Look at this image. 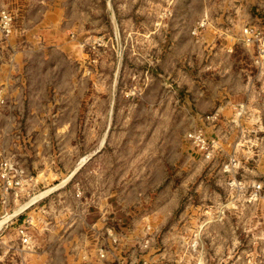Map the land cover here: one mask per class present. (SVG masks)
I'll use <instances>...</instances> for the list:
<instances>
[{
    "label": "rangeland",
    "instance_id": "1",
    "mask_svg": "<svg viewBox=\"0 0 264 264\" xmlns=\"http://www.w3.org/2000/svg\"><path fill=\"white\" fill-rule=\"evenodd\" d=\"M1 11L14 33L0 35V155L32 182L18 198L0 189V219L78 170L22 211L33 248L23 223L4 225L0 264H264V196L251 195L264 185V60L242 42L244 28L264 36V0H0ZM198 130L219 143L211 159L187 138Z\"/></svg>",
    "mask_w": 264,
    "mask_h": 264
},
{
    "label": "built area",
    "instance_id": "2",
    "mask_svg": "<svg viewBox=\"0 0 264 264\" xmlns=\"http://www.w3.org/2000/svg\"><path fill=\"white\" fill-rule=\"evenodd\" d=\"M14 33V26H13V17L8 11H1L0 12V35L1 38L4 40H8L13 36ZM242 39L243 44L247 49H256V56H255V63L258 67L263 66L264 60V36H260L259 32L253 28H244L242 30ZM96 41L93 43V47H95ZM99 45V44H98ZM5 95L2 90H0V106L5 105ZM239 113H243V106L239 105L238 107L234 108ZM218 111L206 117V120L212 123L218 120ZM188 140L191 144L203 155L205 159L213 158L215 152L219 149V143L217 140L210 139L205 136L204 132L201 130L193 131L188 133L187 135ZM237 160L236 158L232 157L228 160V162L223 165V170L226 173H231L234 169L237 168ZM32 182V177L28 174V172L23 168L21 165L18 164L15 160L10 158L2 157L0 155V189L2 190L3 195L8 196L9 194H13L14 198H18V193L22 192L25 187H29L30 183ZM232 189H238V186L241 185V182L237 181L235 178H231L230 182L228 183ZM252 189V197L256 198L263 194L264 196V185L262 184H253L251 186ZM28 191V190H27ZM29 194V193H28ZM82 192L79 190L76 191L75 197L81 198ZM4 200V199H2ZM6 200V197H5ZM4 202V201H3ZM33 222L30 218H26L22 225L17 228L18 238L23 248L30 250L33 248L32 239L28 232V226H32ZM146 235L142 240L143 243L141 244L140 249L142 251H146L149 242L151 240L150 237V226L147 225L146 227ZM104 234L106 235V239L109 240L111 244H118V237L114 234L113 230L109 227H104ZM97 245L95 246L97 259L103 260L106 259L107 251L104 249L105 246ZM97 247V248H96ZM80 259L83 262H88L90 259V255L86 251H83L79 254ZM139 264H151L147 260H142V263Z\"/></svg>",
    "mask_w": 264,
    "mask_h": 264
},
{
    "label": "crops",
    "instance_id": "3",
    "mask_svg": "<svg viewBox=\"0 0 264 264\" xmlns=\"http://www.w3.org/2000/svg\"><path fill=\"white\" fill-rule=\"evenodd\" d=\"M102 144H103V140L101 142V145ZM85 160H86V158H83L81 161L84 162ZM77 170H78V168H76L71 174H69V176L66 179H64L61 184H59V185H57V186H55L53 188L47 189V190H45V191H43V192L35 195L32 201L25 202L23 205H21L20 207H18L16 209V211L13 212L12 214H6L5 216H3L2 219H0V231L4 227V225L6 223H8V221H10L12 218H13L12 219V221H13L12 223H14V220H15V222H21V223H23L25 221V219H26V218L24 219L23 217H25V215L28 216L29 213L22 212V211H24L25 209H27L32 204L36 203L42 197L48 195L49 193L55 191L56 189H59L60 187H62L65 183L68 182V180L70 178H72L74 176V174L77 172ZM18 214H20V215H18ZM33 223H34V220H33ZM19 225H21V224H19Z\"/></svg>",
    "mask_w": 264,
    "mask_h": 264
},
{
    "label": "bare ground",
    "instance_id": "4",
    "mask_svg": "<svg viewBox=\"0 0 264 264\" xmlns=\"http://www.w3.org/2000/svg\"><path fill=\"white\" fill-rule=\"evenodd\" d=\"M33 198H34V196H33V197H31L30 201H32V200H33ZM31 220H32V222H33V219H32V218H31Z\"/></svg>",
    "mask_w": 264,
    "mask_h": 264
}]
</instances>
